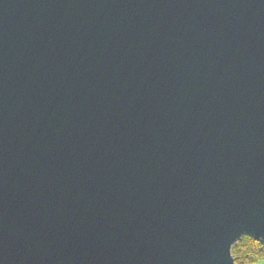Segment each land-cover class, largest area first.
<instances>
[{"label":"water","instance_id":"1","mask_svg":"<svg viewBox=\"0 0 264 264\" xmlns=\"http://www.w3.org/2000/svg\"><path fill=\"white\" fill-rule=\"evenodd\" d=\"M264 242V0H0V264H235Z\"/></svg>","mask_w":264,"mask_h":264},{"label":"trees","instance_id":"2","mask_svg":"<svg viewBox=\"0 0 264 264\" xmlns=\"http://www.w3.org/2000/svg\"><path fill=\"white\" fill-rule=\"evenodd\" d=\"M235 264H260L264 261V242L245 236L232 249Z\"/></svg>","mask_w":264,"mask_h":264},{"label":"snow or ice","instance_id":"3","mask_svg":"<svg viewBox=\"0 0 264 264\" xmlns=\"http://www.w3.org/2000/svg\"><path fill=\"white\" fill-rule=\"evenodd\" d=\"M260 264H264V261H261Z\"/></svg>","mask_w":264,"mask_h":264},{"label":"bare ground","instance_id":"4","mask_svg":"<svg viewBox=\"0 0 264 264\" xmlns=\"http://www.w3.org/2000/svg\"><path fill=\"white\" fill-rule=\"evenodd\" d=\"M255 239V238H254ZM257 240V239H256ZM258 241H260V240H258ZM262 242V241H261ZM233 256V255H232ZM234 258V257H233ZM235 261V260H234Z\"/></svg>","mask_w":264,"mask_h":264}]
</instances>
